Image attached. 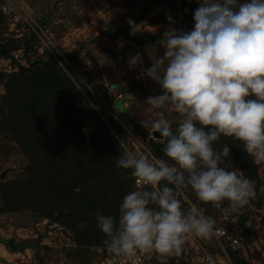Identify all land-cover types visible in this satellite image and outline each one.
Listing matches in <instances>:
<instances>
[{
    "label": "clouds",
    "instance_id": "clouds-1",
    "mask_svg": "<svg viewBox=\"0 0 264 264\" xmlns=\"http://www.w3.org/2000/svg\"><path fill=\"white\" fill-rule=\"evenodd\" d=\"M198 5L190 30L172 27L175 22L166 17L163 54L139 74L162 90L146 97L152 118L140 124L163 138V156L131 134L127 137L142 150L119 141L115 166L128 170L140 186L122 197L118 216L96 210L104 246L115 256L154 252L164 261L179 255L189 238L217 234L202 205L227 215L257 195L255 182L225 163L229 144L218 151L213 144L221 135L231 137L254 163L264 162V0H198ZM127 63L142 64L141 54L130 55ZM172 111L180 117L175 126L166 115ZM186 189L195 202L184 196Z\"/></svg>",
    "mask_w": 264,
    "mask_h": 264
},
{
    "label": "rangeland",
    "instance_id": "rangeland-1",
    "mask_svg": "<svg viewBox=\"0 0 264 264\" xmlns=\"http://www.w3.org/2000/svg\"><path fill=\"white\" fill-rule=\"evenodd\" d=\"M198 6V0H0V37L16 39L21 44L10 60H0V96L5 93L1 74L16 72L18 64L27 66L30 60L48 51L55 58H65L63 69L77 86H85L82 94L118 142L124 138L134 149H140V144L133 138L141 139L147 147L150 139L163 142V138L154 136L155 131L140 124V120L152 118L150 106L144 103L146 97L158 95L162 90L156 82L139 74L151 66L152 59L163 54L160 41L168 25L166 17H172L175 22L172 27L190 30L194 23L192 14ZM3 7L7 8V15ZM16 13L20 23L15 27L10 18ZM25 17L35 23H27ZM130 21H135V26L123 35L121 30ZM33 34L36 39L28 47L26 42ZM136 52L141 54L142 64L130 68L127 60ZM67 55L73 56L71 62ZM118 101L121 110L115 108ZM166 115L174 121L173 126L180 119L174 111ZM97 124L92 121L87 130H95ZM129 134L133 138L127 137ZM26 165L18 145L0 132V182L21 178ZM231 167L239 169L236 165ZM262 186L264 176L261 189ZM192 193L186 189L184 196L195 202ZM202 206L214 218L215 226H226L231 235L239 237L242 246L235 250L239 258L251 264H264V205L257 207L250 200L238 213L227 215L211 204ZM226 206L227 201L222 202V207ZM242 216L248 230L241 226ZM0 238L17 243L35 240L34 246L18 252L4 245L11 254L5 264H87L96 263L109 253L106 248H93L83 259L79 258L70 230L31 211L0 214ZM203 242L221 254L212 238ZM230 255L235 264L232 252ZM167 260L158 264H166Z\"/></svg>",
    "mask_w": 264,
    "mask_h": 264
},
{
    "label": "trees",
    "instance_id": "trees-1",
    "mask_svg": "<svg viewBox=\"0 0 264 264\" xmlns=\"http://www.w3.org/2000/svg\"><path fill=\"white\" fill-rule=\"evenodd\" d=\"M135 23L130 21L121 33L126 35ZM35 39L34 34L30 36L27 46ZM20 46L16 39L0 37V60H10ZM66 59L71 62L73 56L67 55ZM64 63L65 58H55L47 51L27 66L18 64L16 72L1 74L5 93L0 96V132L18 145L27 165L21 178L1 180L0 214L31 211L60 224L73 233L78 257L83 259L90 249H105L96 210L118 216L122 197L135 184L128 170L115 166L119 142L85 99V86H77L63 69ZM115 108H123L121 101L115 103ZM92 121L98 127L87 130ZM225 143L230 149L225 161L238 166L255 182L257 195L250 200L257 207L264 205L263 177L258 168L248 164L250 156L242 143L231 137L221 135L213 148L218 151ZM149 147L155 155L163 156V142L150 139ZM241 226L248 230L243 216ZM0 243L18 252L34 246L35 240L17 243L0 238ZM231 252L235 264H251L239 258L235 250L229 249V255ZM166 264L188 263L169 258Z\"/></svg>",
    "mask_w": 264,
    "mask_h": 264
},
{
    "label": "built area",
    "instance_id": "built-area-1",
    "mask_svg": "<svg viewBox=\"0 0 264 264\" xmlns=\"http://www.w3.org/2000/svg\"><path fill=\"white\" fill-rule=\"evenodd\" d=\"M3 11L5 15L9 13L7 12L6 7H3ZM10 22L13 26L16 27L20 23V16L17 13L13 14L10 18ZM32 29L34 30L33 27ZM248 163L251 165H255L258 168L260 176H264V162L254 163L252 158H250L248 160ZM137 179L138 178L134 177V184L136 187L140 186L136 184ZM215 227L218 231L217 234L212 237V239L215 242L216 249L221 250V254H219V251L217 250H215L214 252L210 248V246L206 245L203 242L202 239L192 237L185 242L183 249L179 255H172L167 257L166 259H183L190 264H233L227 253V248L232 250L239 249L242 246L240 239L235 235H231L226 226L216 225ZM226 242L227 248L225 247ZM262 253L264 256V249L262 250ZM157 255L158 254L154 252H137L133 256H115L114 254L108 253L98 262L87 264H158L160 260L157 259Z\"/></svg>",
    "mask_w": 264,
    "mask_h": 264
},
{
    "label": "crops",
    "instance_id": "crops-1",
    "mask_svg": "<svg viewBox=\"0 0 264 264\" xmlns=\"http://www.w3.org/2000/svg\"><path fill=\"white\" fill-rule=\"evenodd\" d=\"M11 254L7 251L6 247L2 244H0V259H2L4 262H0V264H5L6 261H8V256Z\"/></svg>",
    "mask_w": 264,
    "mask_h": 264
},
{
    "label": "water",
    "instance_id": "water-1",
    "mask_svg": "<svg viewBox=\"0 0 264 264\" xmlns=\"http://www.w3.org/2000/svg\"><path fill=\"white\" fill-rule=\"evenodd\" d=\"M154 136H155L156 138H162V137H160L159 134L156 133V132H154Z\"/></svg>",
    "mask_w": 264,
    "mask_h": 264
}]
</instances>
